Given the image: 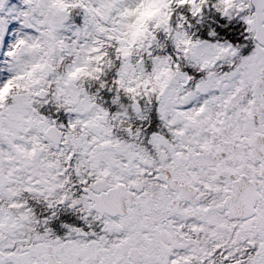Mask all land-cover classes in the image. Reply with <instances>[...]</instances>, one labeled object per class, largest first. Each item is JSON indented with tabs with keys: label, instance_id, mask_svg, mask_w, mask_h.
Returning a JSON list of instances; mask_svg holds the SVG:
<instances>
[{
	"label": "flooded vegetation",
	"instance_id": "obj_1",
	"mask_svg": "<svg viewBox=\"0 0 264 264\" xmlns=\"http://www.w3.org/2000/svg\"><path fill=\"white\" fill-rule=\"evenodd\" d=\"M243 8L240 38L250 43V48H234L228 66H219L210 76L233 78L250 64L251 68L246 82L242 80L230 92L220 86L213 89L216 99L211 112L203 107L201 132L182 150L187 161L198 158L199 164L174 168L172 157H167V150L160 146L153 163L139 165L131 172L122 168H53L41 193L37 233H25L35 223L27 209L15 213L29 216L22 222L24 231L11 236L18 237L17 251L32 248L38 235L44 246L42 264H110L109 253L116 245L125 250L122 264H247L258 253L264 244V231L259 230L264 228V45L255 40L254 7L245 4ZM261 34L264 36V30ZM230 57H220L210 65L198 63L197 72L204 73ZM193 86L189 83L186 90L190 93ZM210 98V94L204 96L205 101ZM174 143L167 140L171 146ZM239 179L251 183L246 199L253 203L255 213L246 219L230 217L224 208L235 198L233 185ZM98 184L104 187L98 188ZM116 187L119 213L111 216L104 208L92 209L94 202L87 191L100 194ZM214 215L224 220L228 235L217 231L210 220ZM241 225L249 226L251 236L238 245ZM214 236L219 240L210 239ZM12 238L7 243L11 248L15 243ZM68 243L97 251L75 252V247L66 246ZM231 248H235V256L228 254Z\"/></svg>",
	"mask_w": 264,
	"mask_h": 264
},
{
	"label": "rangeland",
	"instance_id": "obj_2",
	"mask_svg": "<svg viewBox=\"0 0 264 264\" xmlns=\"http://www.w3.org/2000/svg\"><path fill=\"white\" fill-rule=\"evenodd\" d=\"M66 1L69 0H11L0 11V102L5 96L10 100L0 111V194L3 192L6 197L11 196L13 193L9 194L8 190H11L10 186L15 182L23 183L31 192L41 194L48 178L54 173L53 168H56L45 161L44 154L47 147L55 149L43 136L47 128L53 125L33 108L35 97L45 96L39 80L44 81L51 73V66L44 63L51 59L50 53L54 46L61 47L67 54L75 55L54 86L53 102L57 107L63 106L67 112V125L59 126L65 133L61 146L65 142L79 155L84 165L92 169L122 168L131 172L139 165L153 163L138 147L117 145L111 148L114 144L107 141L111 135L106 125L107 112L81 95L82 92L76 85L75 76L87 65V55L97 48L98 36L106 26L103 21L112 12L115 13L116 21L110 30L117 38L118 52L122 59L116 77L118 90H128L132 94L141 92L158 98L160 113L170 116L172 123L178 125L180 131L172 137L175 142L173 146L160 136L152 138L150 144H154L156 149L163 146L167 150V157H172L174 168L197 166L200 159L192 158V161H187L182 150L190 139L197 138L201 132L200 117L203 107L206 105L207 110L212 111L216 99L213 89L217 86L230 92L242 80L245 83L251 64L233 78H213L209 75L210 77H205L206 80L199 79L193 83L189 93L186 89L190 79L187 73L179 69L181 61L191 59L194 63L192 66L195 62L210 65L215 59L230 57L234 53L233 45L224 42H195L179 25L172 38L173 54L169 56L163 53L153 57L150 67L145 68L142 61L131 60L130 50L135 44L141 47L150 36V30L148 24L137 29L135 24L144 16L146 23L150 22L152 27L167 31L164 0H75L83 11L82 21L78 25L65 27L68 36L59 43L54 41L53 26L55 23L63 26L62 3ZM236 1V8L240 12L245 10V4L250 5L249 0ZM142 3L144 6L141 9ZM193 9L194 7L190 11ZM261 26L264 30V25ZM12 80H16V89L13 91L9 84ZM21 84L26 85L23 92ZM206 94L211 96L207 101L204 100ZM192 104L194 107L187 109ZM2 164H7L13 170L6 173L1 171ZM103 185L96 186L101 188ZM15 213L17 211L10 212L0 207V264H42L44 246L38 235L33 238L32 248L17 251L18 241L12 248L11 244H7L11 236L24 231L22 225L29 219L28 215L21 213L17 216ZM210 220L216 224L217 231L221 230V235H228L222 218L214 215ZM107 228L111 229L112 226ZM115 228L118 229L117 226ZM248 228V225L239 226L236 240L238 245L251 236ZM259 230L263 233L264 228ZM216 237L210 239L218 241ZM137 239L141 240L139 237ZM66 246L75 247V252L97 251L96 248L82 247L83 244L80 243H68ZM124 251L117 245L112 247L109 253L110 264H122L120 258ZM227 251L231 256L236 255L235 248ZM247 264H264V244L256 255L248 259Z\"/></svg>",
	"mask_w": 264,
	"mask_h": 264
},
{
	"label": "trees",
	"instance_id": "obj_3",
	"mask_svg": "<svg viewBox=\"0 0 264 264\" xmlns=\"http://www.w3.org/2000/svg\"><path fill=\"white\" fill-rule=\"evenodd\" d=\"M248 2V0H243ZM236 0H164V12L167 17L168 30L154 28L150 22L146 23V18L141 16L135 24L136 29L148 24L150 36L144 40L141 47L133 45L131 47V60L133 62L142 61L145 68H149L153 57L161 56L163 53L172 55V38L177 27L183 28L192 40L200 43L224 42L233 45V48L247 50L250 43L242 41L240 32L243 30V12L236 7ZM144 3L141 5L143 8ZM194 7L193 11H190ZM64 10V24L55 23L53 26V38L56 42L63 41L68 33L65 27L68 25H78L82 21V9L75 0L62 3ZM240 8V6H239ZM140 9V10H141ZM115 13L112 12L103 22L105 28L98 36V46L91 51L86 59L87 65L76 74V85L82 92L81 95L87 97L92 103L100 106L107 112L106 125L111 133L107 139L111 148L115 146L132 145L142 149L150 161L156 159V147L150 144V140L160 136L165 141L173 142V135L180 131V127L172 123L170 116L160 113L158 98L144 93L132 94L131 91L117 88L116 77L122 65V59L118 52V41L110 30L116 21ZM242 42V43H241ZM51 59L44 64L51 66V73L44 81L39 80L41 90L45 96L35 97L33 108L35 112L49 121H55L57 125H67V112L63 106L57 107L53 102L55 83L62 76L65 67L75 58L74 53L67 54L59 46H54L50 53ZM232 57L221 63H216L206 72L199 74V64L193 60L181 61L179 69L182 72L191 74L190 85L201 79L203 75H211L217 69L226 68ZM190 64V65H189ZM224 70V69H223ZM222 70V71H223ZM209 72V73H207ZM16 80L9 82L12 85L11 91L15 90ZM26 85L21 84V92L25 91ZM5 101V102H4ZM9 97H3L0 102V111ZM53 123V122H52ZM118 143V144H116ZM64 146L55 150L45 149L46 162L53 164L56 168H88L74 153V150ZM161 149L164 150L163 147ZM56 151V154H54ZM7 164H2L1 171H12ZM11 185L9 194L6 197L3 192L0 194V207L10 212L27 209L33 220L31 227L25 233L30 235L37 233L39 218L41 215V195L31 192L29 187L23 183ZM38 190H40L38 188ZM43 192V191H42ZM4 195V196H3ZM29 238V236H26ZM31 238V237H30ZM29 238V239H30ZM18 237L13 240L17 242Z\"/></svg>",
	"mask_w": 264,
	"mask_h": 264
},
{
	"label": "water",
	"instance_id": "obj_4",
	"mask_svg": "<svg viewBox=\"0 0 264 264\" xmlns=\"http://www.w3.org/2000/svg\"><path fill=\"white\" fill-rule=\"evenodd\" d=\"M9 2L10 0H0V11H3ZM251 4L254 7V10L255 7H259V10L261 9V7L264 8V0H251ZM256 15H257V35H260L262 32L261 24L264 21V13L256 14ZM255 40L257 41L256 37ZM262 44L264 45V40ZM52 125L53 126L47 128V130L44 132V137L47 141L53 142V144L56 147H58L62 139V132L57 128L55 123H52ZM249 184L251 183L246 182L243 179H239L234 183L233 186H234L235 198L233 199L232 202H227L224 204V208L228 210V215L230 217L233 216L239 219H246L255 213L253 210V203L249 204V202L246 199L248 198L247 187L250 186ZM111 191L113 190L100 194H93L90 191H87L89 199H92V201L94 202L92 209L99 211L100 210L99 208H105L106 205L109 204L110 202H104L103 200H105L108 197V193H111ZM109 210L106 211L111 216H114L117 212L119 213L120 211L119 208L111 209L110 211ZM247 246L249 248H253V243L248 242ZM235 264H238V262Z\"/></svg>",
	"mask_w": 264,
	"mask_h": 264
},
{
	"label": "bare ground",
	"instance_id": "obj_5",
	"mask_svg": "<svg viewBox=\"0 0 264 264\" xmlns=\"http://www.w3.org/2000/svg\"><path fill=\"white\" fill-rule=\"evenodd\" d=\"M255 10H256L255 11V14H261V13L263 14L264 13V8H262V7H261L260 10H259V7H255ZM256 38H257L258 43H260V44L263 43V40H262L263 39V35L262 34L257 35ZM51 143L53 144V142H51ZM249 188H251V185L247 187V192H249ZM245 189H246V187H245ZM103 201L104 202H110L105 207L107 209L104 208L105 211L106 210H109V209L111 210V209L119 208V206H120V193H119V188L118 187L114 188L113 191H111V193H108V197L105 200H103ZM50 264H52V262Z\"/></svg>",
	"mask_w": 264,
	"mask_h": 264
}]
</instances>
